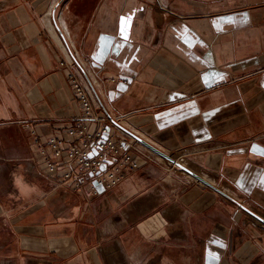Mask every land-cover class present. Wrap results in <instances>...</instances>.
I'll list each match as a JSON object with an SVG mask.
<instances>
[{"label":"crops","instance_id":"1","mask_svg":"<svg viewBox=\"0 0 264 264\" xmlns=\"http://www.w3.org/2000/svg\"><path fill=\"white\" fill-rule=\"evenodd\" d=\"M150 1L0 0V264H107L112 241L156 263L264 264V220L243 207L264 218V0L244 22L209 20L226 11L208 0L168 19ZM60 57L129 78L94 86L100 111L166 152L207 144L192 160L230 196L160 160L98 194L29 167L46 170L37 141L81 112Z\"/></svg>","mask_w":264,"mask_h":264},{"label":"built area","instance_id":"2","mask_svg":"<svg viewBox=\"0 0 264 264\" xmlns=\"http://www.w3.org/2000/svg\"><path fill=\"white\" fill-rule=\"evenodd\" d=\"M81 64L77 57L59 59V65L66 71L80 103V114L63 129L61 136L51 137L46 144L36 140L46 170L39 169L37 162L33 161H29L28 166L55 183L63 182L87 194H98L111 190L131 171H136L142 156L158 159L120 127L118 117L98 112L94 94V86H98L97 76L88 69L83 72ZM110 80L129 82L126 77L113 76ZM208 147L205 144L204 147L182 148L180 157L183 156L184 160V156Z\"/></svg>","mask_w":264,"mask_h":264},{"label":"rangeland","instance_id":"3","mask_svg":"<svg viewBox=\"0 0 264 264\" xmlns=\"http://www.w3.org/2000/svg\"><path fill=\"white\" fill-rule=\"evenodd\" d=\"M184 1L185 0H180V3H177L174 0H151L150 5H152L153 3H154L153 5H156V7L158 5L161 9V12H163V14H165L164 12H166L165 16H167V18L169 19L175 15V14L170 12L171 8L174 10H184L185 9L183 7L178 6V5H182L184 3ZM250 1H255V0H208L209 10H211V11L216 10V4H217L218 5L217 10L226 11V12L220 13L218 15L214 14V17H211V18L209 15L208 18H209V20H214V21H216V20H218V21H232V20L233 21L234 20L239 21L240 20L241 22L247 21L248 13L245 11H242L241 8H243L246 3H250ZM220 4H222V5H220ZM228 10H231V11H228ZM184 16L185 15L182 14L180 18L183 19V18H185ZM176 31L180 32L179 29H177ZM155 33H156V31H154V33H152V34L148 32L146 35H147V37L149 36V38H148L149 40H152V38L154 37L153 35H155ZM163 35H165V34H163ZM166 35H173V33H168V31H167ZM150 36H152V37H150ZM60 58H62V57H60ZM153 64L155 65V63H153ZM159 64H160L159 69H167V62L160 61ZM149 65H150V67L148 69L152 70L153 69V66H151L152 64H149ZM96 76H97L96 83L98 84L97 87H99V88L101 87V85H104L105 83L106 84H110V83L113 84V83L120 82L119 80L111 81L110 78H108L107 76L101 77L100 75H97V74H96ZM97 110H98V112H100L99 107H97ZM39 142H42V141H39ZM136 142L138 145H141V146H143V148L149 150L153 154L154 158H157L158 160H160L162 162V164H164V165L166 164V166L169 169H171V171H174V172H177L178 174H181V176H184V178H185V176H187V177L191 178L192 180H197V178L195 179V178L187 175L185 172H183L182 167L180 165L170 164L168 159H166L165 157L162 158L157 153H154L147 145H144L143 142H140L139 140H136ZM168 153L172 154L173 156L174 155H177V156L183 155L182 151H177V152H172V153L168 152ZM194 153H196V152H194ZM194 153H192V154H194ZM192 154L184 156L185 159L183 160V162H187L186 163L187 166L193 168L195 171H197L201 175L205 174L206 172L204 170H201L200 168H198V166L192 160ZM181 157H183V156H181ZM141 158L148 159L145 156H142ZM148 160L150 161V163H147L149 166H151V162H153L155 165H157L155 163L156 162L155 160H151V159H148ZM162 170H164V169H162ZM162 170H160V172H157V169L155 171L154 170L153 171L148 170V171L142 173L143 181L146 182V184H148L149 188L152 187L151 182H153V181L157 182V179L159 178L160 174H161V176L164 175ZM171 171L168 170V171H166L165 174L167 175ZM206 174H208V173H206ZM171 182L168 181L165 184V188H170L171 184H172ZM59 183H63V182H59ZM102 200L103 199L101 197L99 200H97V204L99 205L100 203H102ZM164 207H167V206H164ZM101 214H103V212ZM113 239H114V237H113ZM112 242H113L112 249L107 254V264H167V262H168L167 258L162 256L160 258V261L158 263H156V259L153 261L152 254L150 252L148 254H146V253H142V254L126 253L125 250H123V251L121 250V247L119 246V242H115V241H112Z\"/></svg>","mask_w":264,"mask_h":264},{"label":"water","instance_id":"4","mask_svg":"<svg viewBox=\"0 0 264 264\" xmlns=\"http://www.w3.org/2000/svg\"><path fill=\"white\" fill-rule=\"evenodd\" d=\"M127 131V130H126ZM130 133L136 137L138 140H140L141 142H143L145 145H147L149 148L153 149L154 151L160 153L161 155H163L164 157H166L168 159L169 162H176V164L180 165L182 168H184L185 170H187L188 172H190L191 174H193L194 176H196L199 180L203 181L204 183L216 188L217 190H219L220 192H222L223 194L230 196L225 190L219 188L218 186H216L213 182H211L210 180L206 179L205 177H203L200 173H198L197 171L185 166L184 164H182L181 162H178L174 156H172L171 154H169L168 152L158 148L157 146H155L154 144H152L151 142L145 140L143 137L139 136L138 134L130 131ZM244 208H246L250 213L256 215L257 217H259L260 219L264 220V218L262 216H260L258 213L254 212L253 210H251L250 208L246 207L245 205H243Z\"/></svg>","mask_w":264,"mask_h":264},{"label":"bare ground","instance_id":"5","mask_svg":"<svg viewBox=\"0 0 264 264\" xmlns=\"http://www.w3.org/2000/svg\"><path fill=\"white\" fill-rule=\"evenodd\" d=\"M141 142V141H140ZM145 145V144H144ZM140 147H143V146H141V145H139ZM151 149V148H150ZM154 153H157L158 155H160L162 158H164V156L163 155H161L160 153H158V152H156V151H154L153 149H151ZM174 157H175V159L178 161V162H181L182 164H184L185 166H187L186 165V163L187 162H183V158H181L180 156H177V155H174ZM166 158V157H165ZM167 159V158H166ZM173 164H176V162H172ZM187 167H189V166H187ZM189 168H191V167H189ZM191 169H193V168H191ZM194 170V169H193ZM182 171L183 172H185L187 175H189V176H191V177H193V178H197L196 176H194L193 174H191L190 172H188L187 170H185L184 168H182ZM203 177H205L206 179H208V180H210L211 182L212 181H214L213 179V177L212 176H210V175H208V174H203L202 175ZM198 179V178H197ZM226 189V188H225ZM263 222V221H262ZM263 224H264V222H263Z\"/></svg>","mask_w":264,"mask_h":264}]
</instances>
